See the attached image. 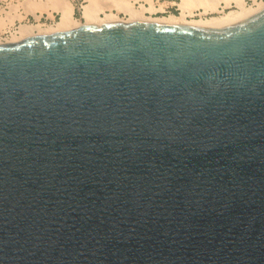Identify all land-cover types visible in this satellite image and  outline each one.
<instances>
[{
    "label": "water",
    "instance_id": "95a60500",
    "mask_svg": "<svg viewBox=\"0 0 264 264\" xmlns=\"http://www.w3.org/2000/svg\"><path fill=\"white\" fill-rule=\"evenodd\" d=\"M0 264H264V9L0 44Z\"/></svg>",
    "mask_w": 264,
    "mask_h": 264
},
{
    "label": "bare ground",
    "instance_id": "6f19581e",
    "mask_svg": "<svg viewBox=\"0 0 264 264\" xmlns=\"http://www.w3.org/2000/svg\"><path fill=\"white\" fill-rule=\"evenodd\" d=\"M178 1H180L179 15L171 13L154 16L158 12H165L166 5L159 3V0L158 2L156 0H85L86 4L82 5V20H78L74 17V6L70 0H22L11 6L8 14L10 22L13 23L15 19L22 21L24 12L32 14L36 23L20 22L18 27L10 31L9 37L4 42L0 41V44L15 43L37 35L72 30L85 24L102 26L117 22H155L223 29L247 20L264 9V0H253L251 5L245 0ZM21 8L23 12L20 11ZM54 11L60 13L57 22L53 24L41 22L43 13L47 12L51 15ZM121 13L128 18L121 17L119 15ZM5 23L4 18H0V27Z\"/></svg>",
    "mask_w": 264,
    "mask_h": 264
},
{
    "label": "rangeland",
    "instance_id": "374dc122",
    "mask_svg": "<svg viewBox=\"0 0 264 264\" xmlns=\"http://www.w3.org/2000/svg\"><path fill=\"white\" fill-rule=\"evenodd\" d=\"M22 0H0V18H4L6 23L0 27V41H5L10 35V31L14 28L18 27L20 22L23 23H36V19L32 14H26L23 11V8L20 9L21 12H23L24 19L22 21L15 19L13 23L10 22L8 18V14L11 11V6L14 4H18ZM71 3L74 6V17L78 20H82V5L86 4L85 0H70ZM158 2V0H156ZM247 4L251 5L253 4V0H245ZM168 2V3H167ZM180 1L178 0H159V3H164L165 6V12H158L154 16H161V15H168V14H180V9L178 6V3ZM158 3V4H159ZM172 3V4H170ZM176 4V5H175ZM139 5V4H137ZM228 10V9H227ZM167 11V12H166ZM25 14V15H24ZM121 17L128 18L125 14H119ZM60 18L59 12H52L51 15H49L47 12L42 14L41 22L46 24H53L57 22ZM7 24V25H6ZM9 25V26H8Z\"/></svg>",
    "mask_w": 264,
    "mask_h": 264
}]
</instances>
